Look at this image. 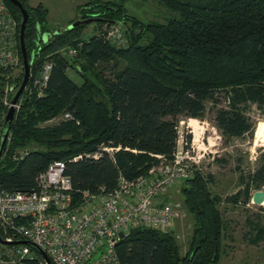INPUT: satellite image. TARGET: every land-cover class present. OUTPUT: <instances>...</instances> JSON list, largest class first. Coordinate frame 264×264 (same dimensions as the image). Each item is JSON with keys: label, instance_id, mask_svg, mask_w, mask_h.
I'll return each instance as SVG.
<instances>
[{"label": "trees", "instance_id": "trees-1", "mask_svg": "<svg viewBox=\"0 0 264 264\" xmlns=\"http://www.w3.org/2000/svg\"><path fill=\"white\" fill-rule=\"evenodd\" d=\"M3 1L19 27L18 8ZM18 1L28 14L23 40L30 75L0 156V186L6 190L34 188L39 173L62 161L75 198L83 191H111L120 175L134 179L171 161L178 148L179 121L202 119L208 103L225 142L252 137V108L264 121V0H155L169 14L164 22H142L127 15L122 4L95 0L78 9L80 19L96 18L94 34L86 39L82 33L89 23L50 32L42 4L30 7L27 0ZM110 22L128 24L127 46L108 41ZM47 30L43 43L39 33ZM69 46L74 56L62 52ZM118 60L122 63L117 66ZM47 62L45 86L35 87L34 76ZM68 68L77 72L81 84L67 76ZM8 73L0 71V128ZM189 141L185 136L184 142ZM22 150L26 153L13 160ZM212 180L210 174L195 171L179 186L193 218L184 255L172 234L135 227L114 245L118 261L219 264L226 226L217 207L220 199L208 188ZM240 184L224 198L226 203L246 205L252 192L264 187V152H259L254 169L240 175ZM260 229L263 233L258 231L254 240L264 236V225ZM29 248L36 258L26 264H39L38 251Z\"/></svg>", "mask_w": 264, "mask_h": 264}, {"label": "built area", "instance_id": "built-area-1", "mask_svg": "<svg viewBox=\"0 0 264 264\" xmlns=\"http://www.w3.org/2000/svg\"><path fill=\"white\" fill-rule=\"evenodd\" d=\"M106 36L116 47L125 41L121 24L116 22L107 23ZM18 47V23L0 0V71H11L21 63ZM74 54L75 50L69 51ZM49 69V62L42 65L34 76L35 87L45 86ZM14 107L16 111L18 103ZM63 118L70 116L64 114ZM185 152L177 148L171 161L152 166L146 174L130 180L120 175L113 190L83 191L78 198L64 174V162L53 161L37 175L30 190L0 186V235L6 242L21 239L33 243L51 264H121L114 245L130 229L144 227L165 233L172 227L181 202L167 201L164 196L191 177ZM25 153L18 151L12 159ZM77 158L80 155L73 160ZM34 258L28 245L0 244V264H26ZM39 264H46L41 257Z\"/></svg>", "mask_w": 264, "mask_h": 264}, {"label": "rangeland", "instance_id": "rangeland-1", "mask_svg": "<svg viewBox=\"0 0 264 264\" xmlns=\"http://www.w3.org/2000/svg\"><path fill=\"white\" fill-rule=\"evenodd\" d=\"M28 1V0H27ZM35 0H31L34 2ZM41 1L47 10L46 22L48 27L66 28L72 19V14L87 3L95 0H37ZM112 1L122 4L125 13L142 22H164L169 14L155 0H99ZM29 5V4H28ZM31 7V6H30ZM36 7V6H35ZM77 20L80 19L76 12ZM94 22L89 23L83 30L84 39L94 34ZM124 31V43L119 48L128 44V24H121ZM47 31H42V42L47 40ZM72 47L62 49V52L69 55ZM74 56V55H72ZM109 63L110 64H113ZM122 63L116 62L117 66ZM107 66V68L109 67ZM22 63L4 75V88L2 94V104L4 115L9 104L11 92L7 91L13 84L12 81L20 72L22 73ZM109 69L105 71L108 74ZM67 76L77 85L81 84L82 79L73 69L68 68ZM22 77V75H21ZM11 94V95H10ZM6 102V104H5ZM19 105V100H18ZM18 110V109H17ZM16 110V111H17ZM15 111V112H16ZM15 114V113H14ZM252 115L255 118L253 135L251 138L243 137L231 139L227 142L221 137L220 131L213 122V110L211 105H206L202 119L183 118L178 124L179 139L177 147L186 153L185 163L188 164L187 170L193 175L195 171L203 175L210 174L213 178L208 183L210 194L220 199L217 207L220 217L225 223L222 237V249L219 257V264H264V236L260 226L264 225V201L261 205L249 202L246 205L226 203L224 198L234 194L242 186L240 175H246L257 164L259 152H264V121L258 117L257 111L252 108ZM51 119L48 123H54L60 119ZM190 136V141L186 144L185 136ZM238 167V169H237ZM167 201H180L181 209L173 222L168 233L175 237L179 252L184 255L190 241L193 218L183 205L179 189L169 192L165 196ZM259 231V232H258Z\"/></svg>", "mask_w": 264, "mask_h": 264}, {"label": "water", "instance_id": "water-1", "mask_svg": "<svg viewBox=\"0 0 264 264\" xmlns=\"http://www.w3.org/2000/svg\"><path fill=\"white\" fill-rule=\"evenodd\" d=\"M19 10L20 12V22H19V27H18V44H19V51H20V56H21V62H22V77L21 80L18 84L13 85L10 87V92L12 93L9 101V106L6 109L5 115H4V123L3 127L0 128V156L3 152L7 134H8V128L11 123V121L14 118V113H15V105L18 102V99L20 95L22 94L23 90L25 89L29 75H30V66L29 62L27 59V54L24 46V30L26 26V22L28 19V14L26 9L22 6V4L18 0H10ZM96 18L94 16H90L89 18L85 19H78L70 23L69 25L66 26V29H70L72 27L78 26L80 24H88L91 22H94ZM264 201V187L260 190H255L251 194L250 202L255 205H261V203ZM119 237H123V233H119ZM0 244L2 245H18V244H24L33 247L35 250L38 251L40 257L45 261L46 264H51L49 258L45 255L43 251H41L36 245L33 243L27 241V240H21L17 239L12 242H6L5 240L2 239L0 235Z\"/></svg>", "mask_w": 264, "mask_h": 264}, {"label": "crops", "instance_id": "crops-1", "mask_svg": "<svg viewBox=\"0 0 264 264\" xmlns=\"http://www.w3.org/2000/svg\"><path fill=\"white\" fill-rule=\"evenodd\" d=\"M28 4H29V6H31V7H35V6H37L38 4H42L43 6H44V4L41 2V1H37V0H35L34 2H31V0H28ZM45 7V6H44ZM76 12H77V14H78V16H79V13H78V11L76 10L75 11V14H72V19H74V21L75 20H77V17H76ZM46 16H47V10H46ZM37 28H39L38 26H37ZM60 29V28H59ZM58 28H52V27H49L48 28V30L51 32L52 30H56V32L59 30ZM47 30V38H48V35H49V31ZM39 37L40 38H42V32H40L39 33Z\"/></svg>", "mask_w": 264, "mask_h": 264}]
</instances>
